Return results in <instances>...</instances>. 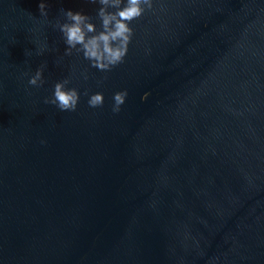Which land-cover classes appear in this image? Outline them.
I'll return each instance as SVG.
<instances>
[{"label":"water","instance_id":"obj_1","mask_svg":"<svg viewBox=\"0 0 264 264\" xmlns=\"http://www.w3.org/2000/svg\"><path fill=\"white\" fill-rule=\"evenodd\" d=\"M99 7L0 0V264H264V0H152L110 71L58 28Z\"/></svg>","mask_w":264,"mask_h":264},{"label":"clouds","instance_id":"obj_2","mask_svg":"<svg viewBox=\"0 0 264 264\" xmlns=\"http://www.w3.org/2000/svg\"><path fill=\"white\" fill-rule=\"evenodd\" d=\"M89 2L100 5L97 16L101 21V30L97 31L96 26L90 22L91 17L71 10L63 11L66 22H58V28L67 46L65 55H71L75 49L77 53L82 52L84 59L88 60L92 67L110 71L112 67L123 62L127 53V46L133 35L130 23L140 18L146 9L152 8V0H89ZM38 8L40 15L47 17V5L41 2ZM28 54L25 51V55ZM43 68L42 65L29 78V85L35 87L43 85ZM84 79H87L86 75ZM69 83L68 79L55 83L52 97L45 98L44 103L55 105L60 111H75L80 94L76 88L66 87ZM126 96V90L114 93L112 106L114 113L120 111ZM87 103L92 108L101 107L102 93L92 94Z\"/></svg>","mask_w":264,"mask_h":264}]
</instances>
